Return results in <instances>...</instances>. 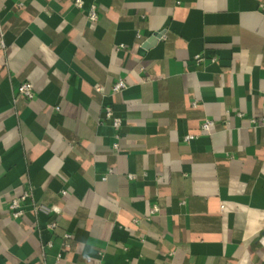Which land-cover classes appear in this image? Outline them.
<instances>
[{
  "label": "crops",
  "instance_id": "0c3cea01",
  "mask_svg": "<svg viewBox=\"0 0 264 264\" xmlns=\"http://www.w3.org/2000/svg\"><path fill=\"white\" fill-rule=\"evenodd\" d=\"M0 30V264H264V0H0Z\"/></svg>",
  "mask_w": 264,
  "mask_h": 264
},
{
  "label": "built area",
  "instance_id": "2783aa9c",
  "mask_svg": "<svg viewBox=\"0 0 264 264\" xmlns=\"http://www.w3.org/2000/svg\"><path fill=\"white\" fill-rule=\"evenodd\" d=\"M85 0H73V4L75 7L77 8H82L84 6ZM98 17H99V13H98V7L97 5L93 4L90 7L89 13L87 15V18L89 20L90 23H95L98 21ZM122 47V46H121ZM121 47H118L117 49H120ZM6 48V42L4 39V33L2 30H0V49H4ZM207 56L204 53H200L197 54L194 57V60L196 62L197 65H201L202 63H204L207 60ZM210 60L213 62L217 61V57L216 56H211ZM127 88V84L124 80V78H119L112 86V91L113 93H119L122 92L123 90H125ZM34 85L31 82H21L18 86H17V90L16 93L18 96L24 97L27 100H31L34 98L35 96V90H34ZM98 89H101L98 86ZM193 105H195V102L193 103ZM56 109H59V107H56ZM104 111V118L106 120H109L112 124V126L116 129H120L122 124H123V120L122 118H120L119 116H117L112 108V106L110 105H105L103 108ZM253 123H258V120L253 119L252 120ZM262 122H264V117L261 119ZM215 125V120L207 118L205 119L202 123H201V130L203 132H211L213 126ZM197 136V134H187L184 136V141L189 142L192 139H194ZM118 137V135H117ZM115 148H118V143L116 142L114 144ZM130 179H134L135 176L132 174H129L128 176ZM66 191H63V194H65ZM32 197V193L30 191H25L23 192L21 195L19 196H14L12 197L9 202H8V209L10 210L11 215L13 216V218L18 219L21 216H23V214L25 213V207L27 206L28 201L31 200ZM31 207L35 212H43V213H51L54 208L43 204V203H36V202H31ZM159 207L157 204H154L150 210H149V214L152 215L156 212H158ZM57 222L56 221H52L49 223L48 227L52 230H55L57 228ZM65 239H69L71 237V235L69 233L64 234Z\"/></svg>",
  "mask_w": 264,
  "mask_h": 264
},
{
  "label": "water",
  "instance_id": "95a60500",
  "mask_svg": "<svg viewBox=\"0 0 264 264\" xmlns=\"http://www.w3.org/2000/svg\"><path fill=\"white\" fill-rule=\"evenodd\" d=\"M161 35H162V34L159 33V32L155 33L156 38L160 37Z\"/></svg>",
  "mask_w": 264,
  "mask_h": 264
}]
</instances>
